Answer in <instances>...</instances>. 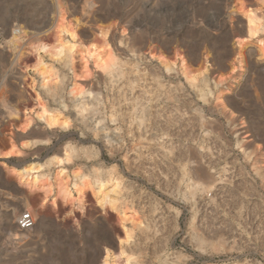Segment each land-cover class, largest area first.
I'll use <instances>...</instances> for the list:
<instances>
[{"label":"rangeland","instance_id":"1","mask_svg":"<svg viewBox=\"0 0 264 264\" xmlns=\"http://www.w3.org/2000/svg\"><path fill=\"white\" fill-rule=\"evenodd\" d=\"M104 27L103 66L87 41ZM53 36L63 53L43 54L55 73L44 86L33 49ZM257 45L264 0H0V264H102L121 251L129 264H264ZM42 109L62 126L35 119ZM31 165L35 195L10 173ZM111 178L117 205L102 211L96 185Z\"/></svg>","mask_w":264,"mask_h":264},{"label":"bare ground","instance_id":"2","mask_svg":"<svg viewBox=\"0 0 264 264\" xmlns=\"http://www.w3.org/2000/svg\"><path fill=\"white\" fill-rule=\"evenodd\" d=\"M64 18V15L62 13L59 14V20L56 22V24H59L62 19ZM247 18V34L248 37H252L256 30H257V21L253 15L252 12H248L246 14ZM109 31V28L104 27L99 29L100 35L94 36L87 41V48H89L90 55L88 60H95V56L97 57V61L102 62V65L104 66L106 64V61H103V52L104 50L98 51L100 48H103L104 46H108L107 41V32ZM106 36V37H105ZM60 41L57 37H47L46 39L41 40L35 47V62H34V68L37 71V73L40 75L42 79V83L44 86L51 85V80L54 79L55 73L52 72V69H50V66H48L44 60L43 54H48L49 51L54 50V53L57 55H61L63 53V49L59 48ZM56 48H59L58 50H55ZM87 50V49H86ZM95 50V52H94ZM240 54L243 49L240 47L237 50H235L233 53ZM102 53V54H101ZM254 54L257 56H263V49L260 45H257V47L254 48ZM96 61V60H95ZM210 73L209 67L207 65H203V67L195 72H192L190 74V81L196 82L199 79L205 78ZM35 119L39 120L43 124H45L48 128H54L58 126H62L60 123V119L56 115H52L49 111L42 109L39 111L35 117ZM66 127V125H63ZM13 152V150L11 151ZM68 155L67 153L64 154L63 158L57 159V165H62L63 162L67 161ZM12 175L16 178V180L24 186L27 190L29 195H35L40 191V187L37 184V176H36V166L31 165L29 168H23L18 171H11ZM117 181H115L113 178H111L109 181H98L96 185V192H95V198L96 203L98 206L101 207L102 211L107 210V206L110 205L112 208H116L117 200L114 197V192L117 188ZM67 196L70 197L71 194L68 192ZM83 200H81L80 203L83 204ZM122 211V210H121ZM124 217L125 211L121 212ZM131 241V235L129 232H125V237L121 238L122 245L128 244ZM124 254L123 251L120 252L119 256L107 254L104 256L102 264H129L131 262V258L122 257ZM121 258L123 261L121 262Z\"/></svg>","mask_w":264,"mask_h":264},{"label":"built area","instance_id":"3","mask_svg":"<svg viewBox=\"0 0 264 264\" xmlns=\"http://www.w3.org/2000/svg\"><path fill=\"white\" fill-rule=\"evenodd\" d=\"M17 224L22 231L30 230L35 226L34 216L30 212L23 214L19 217Z\"/></svg>","mask_w":264,"mask_h":264},{"label":"water","instance_id":"4","mask_svg":"<svg viewBox=\"0 0 264 264\" xmlns=\"http://www.w3.org/2000/svg\"><path fill=\"white\" fill-rule=\"evenodd\" d=\"M149 49V47L147 48V50ZM232 68V66L231 65H229V66H227V69H231Z\"/></svg>","mask_w":264,"mask_h":264}]
</instances>
